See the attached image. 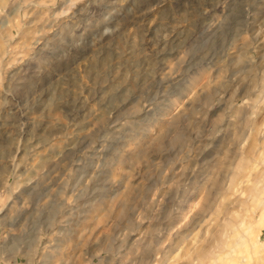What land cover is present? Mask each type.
I'll use <instances>...</instances> for the list:
<instances>
[{"label": "rangeland", "instance_id": "374dc122", "mask_svg": "<svg viewBox=\"0 0 264 264\" xmlns=\"http://www.w3.org/2000/svg\"><path fill=\"white\" fill-rule=\"evenodd\" d=\"M0 6V264H264V0Z\"/></svg>", "mask_w": 264, "mask_h": 264}, {"label": "bare ground", "instance_id": "6f19581e", "mask_svg": "<svg viewBox=\"0 0 264 264\" xmlns=\"http://www.w3.org/2000/svg\"><path fill=\"white\" fill-rule=\"evenodd\" d=\"M10 0H0V5H2L3 7H5L7 4H8V2H9ZM1 7V6H0ZM263 157H264V155H263ZM242 161L238 164V166L236 167V169L233 171V173H232V178L230 179V186L228 187V189H226V193L227 194H232V192H233V190L235 189V187L237 186V184H238V178H240V175H242L245 171H246V169L247 168H249V166H248V164H249V161H247L246 160V157L244 158V157H242V159H241ZM217 187V186H216ZM256 187L255 186H253V188L251 187V188H246V189H243V191H242V193H244L245 191H250V192H252V193H254L255 191H256V189H255ZM252 196V195H251ZM263 212L261 213V216H260V218L258 219V224H259V226H264V209L262 210ZM244 221V220H243ZM230 226H231V223H229V224H227V226H226V228H230ZM247 229V231H248V235H251V232H252V226H250V227H247L246 228ZM194 241V240H193ZM52 241L50 240V241H48L47 243L44 241V240H38V245H37V248L35 249V251H34V254L33 255H30V261L28 262V264H35V260H34V258L36 257V254H37V252H38V249H39V247L41 246V245H43V244H45L46 243V247H45V250L47 251V253L46 254H44V256H43V260H42V262H41V264H49L50 263V260H52V258L55 256L54 255V253L55 252H57V249H56V247L57 246H47V244H50ZM218 244H219V246H221L222 248H223V246L225 245L226 246V242L225 241H223V240H217L216 241ZM237 242V241H236ZM235 242V243H236ZM237 246L238 248H240V250L237 252V251H235V249H233L235 246ZM224 246V247H225ZM232 246H234V247H232ZM230 248H229V253L226 251H224V253L225 254H227L226 256H231L232 255V253H236V255H241L242 257H240L241 259H245L246 261H250L251 259H253V255H256L257 253H258V250L260 249L261 251H262V249H263V247H262V245H261V247H260V245H259V243H257L256 242V240L254 241L253 240V238L252 239H248V240H238V242L236 243V244H234L233 243V245H232ZM58 248V247H57ZM201 248V247H200ZM219 248V247H218ZM226 248V247H225ZM50 249H51V252H50ZM53 249V250H52ZM196 249V248H195ZM202 249V248H201ZM217 249V248H216ZM224 249V248H223ZM231 249V250H230ZM232 249L234 250V251H232ZM34 250V249H33ZM222 250V249H221ZM214 253V252H213ZM193 254H194V252H193ZM196 256H195V258H192V262L194 261V260H198V262L197 263H199V264H202L204 261H205V259H208L209 258V253H206V252H204V253H201V252H199V250L198 251H196ZM210 254H211V252H210ZM28 255V254H27ZM29 257V256H28ZM240 258H238V257H230V258H228V259H226V260H224V264H248L247 262L246 263H241L240 261ZM29 259V258H28ZM196 262V261H195Z\"/></svg>", "mask_w": 264, "mask_h": 264}]
</instances>
